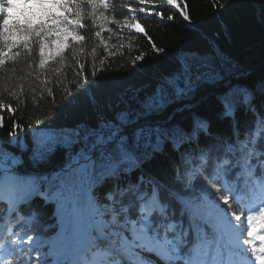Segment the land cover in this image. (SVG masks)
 Instances as JSON below:
<instances>
[{"label":"snow or ice","instance_id":"snow-or-ice-1","mask_svg":"<svg viewBox=\"0 0 264 264\" xmlns=\"http://www.w3.org/2000/svg\"><path fill=\"white\" fill-rule=\"evenodd\" d=\"M137 3L114 23L133 30L130 41L142 34L157 54L163 49L142 26L141 14L164 23L167 6L196 27L183 0ZM214 6L224 7L219 0ZM101 10L115 11V5L0 0V71L35 44L39 62L33 71L39 80L49 60L64 67L70 53L72 85L64 86L60 68H52L57 87L42 93L54 110H71L84 98L95 104V93L105 87L98 77L106 61L90 44L89 79L79 54L101 31L85 36L80 30L85 16L94 25L97 18L103 21V30L108 18ZM99 43L107 57L123 55V43L113 45L115 50L104 39ZM128 47L133 50L131 42ZM146 63V53L137 51L129 73L143 72ZM225 63L212 48L187 53L151 92L122 95L123 107L98 111L94 122L56 126L51 114L46 121L30 116V123L44 126L31 128L26 138L23 125L12 119L9 139L0 141V264H264V111L256 105L260 97L264 108V80L224 86ZM4 91L26 106L21 93L0 83ZM202 91L211 92L214 115L228 121L230 136L214 133L211 119L195 110L193 101ZM19 111L0 95V130L3 113L14 117ZM177 112L187 115L177 120ZM238 114L254 117L243 133ZM50 204L62 224L55 237L42 230L40 220L41 209Z\"/></svg>","mask_w":264,"mask_h":264},{"label":"trees","instance_id":"trees-1","mask_svg":"<svg viewBox=\"0 0 264 264\" xmlns=\"http://www.w3.org/2000/svg\"><path fill=\"white\" fill-rule=\"evenodd\" d=\"M179 2V0H178ZM110 4L115 5V11L101 10L108 18V23L104 25V29L99 28V24L103 23L99 18L96 19L95 25L91 17L85 16L82 23L85 25L81 29V34L85 36H93L95 31H101V37H94L92 41L85 43V51L79 54L81 63L88 65L87 74L91 79V63L92 48L90 44L95 43L99 58L106 61L107 68L105 72L99 74L100 79L105 81V87L97 91L96 103L92 104L87 98L82 99L81 103L75 108L68 111L54 110L51 105V99L47 98L46 91L42 90L46 87H57L55 83L56 73L49 70L52 68H60V80L64 86H71L72 68L70 53L66 52L65 66L61 67L59 63L49 60L45 66V70L40 73L39 80L36 79L35 69L39 62V46L33 44L29 49H21V55L18 59L8 60L5 64V71H0V81L6 88L13 89L21 93V98L26 100V106L18 104L16 100L8 97L7 92L0 93L6 102L11 103L13 107H19L20 111L11 117L4 112L5 127L0 130V141H7L8 131L11 128V120L16 119L22 125L23 129L20 133L26 138L30 137V129L33 127L43 128V124L37 126L30 123L29 117H40L46 121L48 115H53L56 126H74L81 122H94L97 112L103 110L108 112L109 106L113 110L123 107L121 103L122 95L130 97L136 90L151 92L161 78L168 75L177 66L179 55L181 52L199 53L210 48L218 50L222 59L226 61L224 65V74L229 76L227 83H246L258 84L264 80V14L261 9L264 8V0H219L224 7H215V0H183L182 7H186L189 12L195 28L186 25L178 15V12L162 6L164 23H157V18L151 20L147 16L141 14L143 24L147 25V32L155 41L157 47L163 49V52L157 54L151 50L148 45L147 38L142 34L135 36L130 41L128 28L120 29L114 19L122 20L121 12L127 6H139L137 0H109ZM158 4L159 0H154ZM85 12L88 9L84 8ZM160 10V8H155ZM173 14L175 19L167 21V16ZM99 17V13L97 14ZM109 29L112 31L109 32ZM100 39H104L105 43L112 49L113 45L123 43V55L119 53L113 59L107 57L103 51V45L99 43ZM131 42L132 51L129 50ZM115 50V49H112ZM137 51L146 53V67L141 73H129L130 62L137 54ZM31 57L29 59L28 57ZM98 63V61H97ZM39 71V70H37ZM31 72V75L29 73ZM45 82H48L47 84ZM115 85V86H113ZM15 86V87H14ZM35 90V96H33ZM75 91V88H72ZM56 103L60 102V97L56 96ZM47 100V103L43 101ZM262 98L256 100L257 108H261ZM195 110L202 115L208 116L212 121V131L221 135L230 136L228 123L226 120H218L214 115V105L211 92L202 91L193 101ZM187 113H176V119H182ZM240 120V130L243 133L246 127H250L254 117L249 114L245 116L238 114ZM7 147V145H4ZM18 150V149H16ZM253 165L258 161L253 159ZM148 167H153L148 165ZM30 170V169H27ZM43 170V169H42ZM258 172L259 169H256ZM243 186V185H241ZM236 205H234L235 207ZM40 220L42 222V230L51 236H56L61 231L60 217L55 214V205H48L41 209ZM90 255V253H89Z\"/></svg>","mask_w":264,"mask_h":264},{"label":"rangeland","instance_id":"rangeland-1","mask_svg":"<svg viewBox=\"0 0 264 264\" xmlns=\"http://www.w3.org/2000/svg\"><path fill=\"white\" fill-rule=\"evenodd\" d=\"M187 53H189V52H181L180 55H179V58H180L181 56L187 54ZM193 53H196V52H193ZM257 243H259V242L257 241Z\"/></svg>","mask_w":264,"mask_h":264}]
</instances>
